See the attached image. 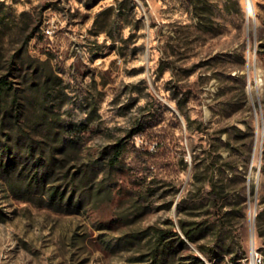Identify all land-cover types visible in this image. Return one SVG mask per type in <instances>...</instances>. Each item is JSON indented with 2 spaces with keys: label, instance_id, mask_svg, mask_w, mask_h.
Segmentation results:
<instances>
[{
  "label": "rangeland",
  "instance_id": "rangeland-1",
  "mask_svg": "<svg viewBox=\"0 0 264 264\" xmlns=\"http://www.w3.org/2000/svg\"><path fill=\"white\" fill-rule=\"evenodd\" d=\"M249 2L0 0V264H264Z\"/></svg>",
  "mask_w": 264,
  "mask_h": 264
},
{
  "label": "trees",
  "instance_id": "trees-1",
  "mask_svg": "<svg viewBox=\"0 0 264 264\" xmlns=\"http://www.w3.org/2000/svg\"><path fill=\"white\" fill-rule=\"evenodd\" d=\"M9 88H10L9 82L5 79H1L0 80V91L8 90ZM184 234L189 241H194L193 233H191L190 231L184 230ZM195 259L197 262H199V264H205L204 260H202L201 258L195 257Z\"/></svg>",
  "mask_w": 264,
  "mask_h": 264
},
{
  "label": "bare ground",
  "instance_id": "bare-ground-1",
  "mask_svg": "<svg viewBox=\"0 0 264 264\" xmlns=\"http://www.w3.org/2000/svg\"><path fill=\"white\" fill-rule=\"evenodd\" d=\"M247 5H248L247 12H248V15L250 16L252 14V9H251L252 7L250 6L249 0H248ZM248 29H249V24H248ZM251 262H252V264H256L255 263V256L252 258V261Z\"/></svg>",
  "mask_w": 264,
  "mask_h": 264
},
{
  "label": "water",
  "instance_id": "water-1",
  "mask_svg": "<svg viewBox=\"0 0 264 264\" xmlns=\"http://www.w3.org/2000/svg\"><path fill=\"white\" fill-rule=\"evenodd\" d=\"M252 8H253V5H252ZM254 256H255V253H254L253 237H251V258H253Z\"/></svg>",
  "mask_w": 264,
  "mask_h": 264
},
{
  "label": "built area",
  "instance_id": "built-area-1",
  "mask_svg": "<svg viewBox=\"0 0 264 264\" xmlns=\"http://www.w3.org/2000/svg\"><path fill=\"white\" fill-rule=\"evenodd\" d=\"M136 142H137L138 145H140V144L143 143L144 141H143V139H142L141 137H137V138H136Z\"/></svg>",
  "mask_w": 264,
  "mask_h": 264
}]
</instances>
